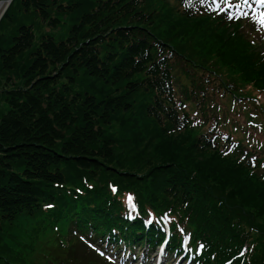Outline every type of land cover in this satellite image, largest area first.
<instances>
[{
  "label": "trees",
  "instance_id": "trees-1",
  "mask_svg": "<svg viewBox=\"0 0 264 264\" xmlns=\"http://www.w3.org/2000/svg\"><path fill=\"white\" fill-rule=\"evenodd\" d=\"M62 18L71 23L66 38L36 42V26L56 29ZM154 44L175 52V70L187 76L264 89V55L239 26L184 16L163 0L11 1L0 20V264H33L56 224L117 227L133 242L152 236L121 217L111 180L133 189L142 210H190L219 264L245 244V264H264V182L176 129L158 88L172 67L164 76Z\"/></svg>",
  "mask_w": 264,
  "mask_h": 264
},
{
  "label": "rangeland",
  "instance_id": "rangeland-1",
  "mask_svg": "<svg viewBox=\"0 0 264 264\" xmlns=\"http://www.w3.org/2000/svg\"><path fill=\"white\" fill-rule=\"evenodd\" d=\"M11 3V0H1L0 1V16L2 15V13L4 12V10L7 9L8 5H10ZM66 4V3H65ZM63 19V23L56 29H51L49 27H43V28H40L38 26H36V29H35V34L37 36V39H36V42H39V38L41 35L43 34H50V35H54V37L56 39H64L68 36V33H69V28H70V22L69 21H66L65 18H62ZM29 24V23H28ZM11 30L14 31V27L13 26H10L8 31L11 32ZM3 84V80H1V77H0V87L2 86ZM1 107H0V112H1Z\"/></svg>",
  "mask_w": 264,
  "mask_h": 264
}]
</instances>
